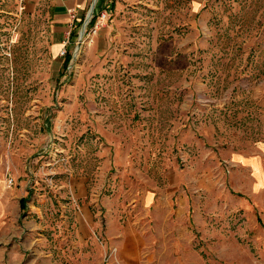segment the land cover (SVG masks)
<instances>
[{
  "label": "rangeland",
  "instance_id": "374dc122",
  "mask_svg": "<svg viewBox=\"0 0 264 264\" xmlns=\"http://www.w3.org/2000/svg\"><path fill=\"white\" fill-rule=\"evenodd\" d=\"M24 2L0 0L25 198L0 262L264 264V0H91L56 52Z\"/></svg>",
  "mask_w": 264,
  "mask_h": 264
},
{
  "label": "crops",
  "instance_id": "0c3cea01",
  "mask_svg": "<svg viewBox=\"0 0 264 264\" xmlns=\"http://www.w3.org/2000/svg\"><path fill=\"white\" fill-rule=\"evenodd\" d=\"M91 0H25V6L29 12L42 16L44 29L47 30V38L51 50L56 52L65 46L66 36L71 35L73 24L82 15L84 8ZM88 16V14H87ZM86 16V17H87ZM5 139L0 131V238L6 240L14 236L9 233V226L19 218L24 206H21L20 199L12 185L7 183V172L5 170ZM14 229V228H13ZM14 231V230H13ZM13 248L0 246V255L13 253ZM0 264H4L0 262Z\"/></svg>",
  "mask_w": 264,
  "mask_h": 264
},
{
  "label": "trees",
  "instance_id": "16d2710c",
  "mask_svg": "<svg viewBox=\"0 0 264 264\" xmlns=\"http://www.w3.org/2000/svg\"><path fill=\"white\" fill-rule=\"evenodd\" d=\"M100 1H103V0H100ZM95 14H96V13H95ZM94 16H95V15H93L92 20L90 21V23H92V22L95 20ZM65 57H66L65 61H66V63H67L68 59H70V54H69V53H66ZM20 202H21V206H24L25 198H22V199L20 200Z\"/></svg>",
  "mask_w": 264,
  "mask_h": 264
},
{
  "label": "built area",
  "instance_id": "2783aa9c",
  "mask_svg": "<svg viewBox=\"0 0 264 264\" xmlns=\"http://www.w3.org/2000/svg\"><path fill=\"white\" fill-rule=\"evenodd\" d=\"M99 14H100V18H101V19H104V18L106 17L105 12H100ZM62 53H65V52L62 51ZM9 183H10V184L12 183V179H11V178L9 179Z\"/></svg>",
  "mask_w": 264,
  "mask_h": 264
},
{
  "label": "water",
  "instance_id": "95a60500",
  "mask_svg": "<svg viewBox=\"0 0 264 264\" xmlns=\"http://www.w3.org/2000/svg\"><path fill=\"white\" fill-rule=\"evenodd\" d=\"M92 10H93V5L90 7V10H89L88 14H89L90 12H92ZM81 36H82V33L79 32V38H81Z\"/></svg>",
  "mask_w": 264,
  "mask_h": 264
}]
</instances>
